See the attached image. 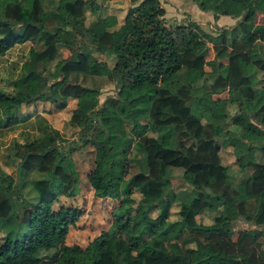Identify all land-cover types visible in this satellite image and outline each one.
Returning a JSON list of instances; mask_svg holds the SVG:
<instances>
[{
  "label": "trees",
  "instance_id": "1",
  "mask_svg": "<svg viewBox=\"0 0 264 264\" xmlns=\"http://www.w3.org/2000/svg\"><path fill=\"white\" fill-rule=\"evenodd\" d=\"M220 1L198 0V6L214 17L241 19L207 38L213 60L206 58L208 45L197 28L166 22L160 0H127L119 26L114 27V14L95 21V49L114 57L112 67L78 49L50 70L47 64L59 46L76 42L87 0H57L48 8L52 0H0V55L17 43L38 45L29 49L14 90L0 87V107L46 100L63 109L75 99L68 122L88 132L82 143L93 144L103 133L106 145L94 148V166L86 176L91 197L128 206L137 202L134 212L113 209L110 226L85 246L66 243L70 225L89 211L85 204L81 209L60 200L82 192L70 157L74 148L63 149L53 135L47 141L16 140L10 161L18 179L3 177L0 166V264H264V91L257 87V75L264 72V23L256 21L264 0H232L225 9L218 8ZM220 57L225 60L216 61ZM88 77L115 82L116 93L100 103L99 87L85 83ZM223 91L227 96L202 105L205 93ZM232 103L238 111L230 123L257 142L248 150L250 173L236 183L221 161L218 141L230 133L226 112L218 110ZM129 126L144 133L135 137ZM172 136L176 144L165 145V137ZM134 147L141 153L134 159L139 170L127 178ZM174 167L183 169L190 189L179 192L178 218L170 219L172 202L165 196ZM207 208L218 213L210 223L198 222L196 215ZM240 216L262 231L242 229L233 239L226 225Z\"/></svg>",
  "mask_w": 264,
  "mask_h": 264
},
{
  "label": "rangeland",
  "instance_id": "2",
  "mask_svg": "<svg viewBox=\"0 0 264 264\" xmlns=\"http://www.w3.org/2000/svg\"><path fill=\"white\" fill-rule=\"evenodd\" d=\"M53 3L45 4V7H52L57 0H52ZM88 5L85 9L83 24L76 30V42L72 44H61L58 49L56 57L50 61L47 66L50 70L53 69L54 64L60 57H70L78 49H84L92 52L98 59L104 61L109 67L115 63L112 55L100 53L96 51V41L94 40L95 21L106 12L117 11L120 13L121 7H127V0L119 3L118 1L107 2L105 0H87ZM169 6L168 14L164 15L168 24L175 25L177 23L189 24L197 28L202 33V40L208 45V53L206 58L213 60L215 51L213 50V42L207 38L209 36L218 37L222 29L231 28L230 25H218L214 19V12L208 11L212 17L210 19L205 15L194 16V11L198 10L194 0H162ZM198 2V0H197ZM105 4L103 7L99 5ZM162 4V2H161ZM198 4V3H197ZM233 5L232 0H221L218 4L219 9L229 8ZM99 7V8H98ZM199 11V10H198ZM194 16V17H193ZM228 17V16H225ZM196 18L197 20H194ZM257 22L264 23V13L257 15ZM224 27V28H223ZM32 41H25L17 43L10 47L4 54L0 55V87L6 91L14 90L13 80L22 73V63L29 56V49L33 46ZM35 46H38L34 44ZM225 57H220L216 61L223 62ZM206 70L210 71V64L205 66ZM188 70L184 67L179 71L180 77L184 78ZM46 76V74H45ZM258 80L261 82L257 84L264 91V72H259L257 75ZM50 77H46V84L50 83ZM87 84L99 87V102L110 95L116 93V85L113 81H108L105 77H96L95 79L88 77L84 81ZM227 92L223 91L219 94L205 93L201 98V103L204 106H210L213 99L216 97H225ZM76 100L69 98L68 104L63 109L55 108L54 104L46 100H36L31 103L22 104L17 109L1 108L0 107V166L5 170L3 177H7L11 181L18 179L15 164L10 161L12 154L13 142L24 140H43L47 141L50 135L55 136L56 142L65 150L74 148L70 153L77 170L79 171L81 179L82 192L74 197L61 196L60 200L66 205H73L83 208L86 201H90V208L87 216L80 215L76 223L70 225L69 230L65 236V242L68 244L79 243L85 246L96 234L100 233L103 229H107L112 221V210L117 209L120 213L134 212L135 204L121 205L118 199L113 200H99L98 198L91 197L92 192L86 176L94 166V148L106 147L104 143L103 133L96 134V140L92 144L84 145L82 142L87 135L82 126H73L68 121L71 111L75 106ZM219 112H226L227 122L230 123V116L238 111L235 103L227 104L225 108L218 110ZM230 130L229 136H223L218 139L220 144V158L223 164L228 165L230 179L233 183L240 181L244 176L250 173L251 167L246 166L248 158L249 146H255L256 141L252 140L250 132L242 130L230 123L228 125ZM130 133L135 137L140 136L144 131L140 126L128 127ZM150 134H154L149 132ZM177 142L175 136L165 137L164 144L174 146ZM256 159L260 158L258 150H254ZM141 156V153L134 147L131 149L129 160V173L127 178L139 170L135 158ZM241 165V167H240ZM245 166V167H243ZM182 168H172L171 187L167 191L166 199L171 203L170 219L178 218L177 210L179 208L178 198L179 192L183 189H190V185L182 177ZM36 174V173H34ZM38 175V174H36ZM90 196V197H89ZM133 196L137 201L140 196L137 190H134ZM85 199V201H84ZM98 200V201H97ZM120 201V200H119ZM249 212L254 208V200L250 199L247 203ZM157 211H153L152 215H156ZM218 210L205 209L198 215L196 219L201 223H210L213 221L214 215ZM226 228L229 235L235 239L238 231L242 229L248 232H261L262 227L255 224L254 221L246 220L242 216L230 221ZM264 246V245H263Z\"/></svg>",
  "mask_w": 264,
  "mask_h": 264
},
{
  "label": "crops",
  "instance_id": "3",
  "mask_svg": "<svg viewBox=\"0 0 264 264\" xmlns=\"http://www.w3.org/2000/svg\"><path fill=\"white\" fill-rule=\"evenodd\" d=\"M105 1H107V2H114L115 0H105ZM122 1H124V0H119L118 2L119 3H121ZM195 1V6H196V8L199 10H195L194 11V16H200L201 17V15H205L206 17H208L209 19H210V17H212V15L208 12V11H211V10H203V9H201L199 6H198V2H197V0H194ZM160 2H162V6L164 7V9H165V14L164 15H167L168 14V8H169V6L167 5V3L166 2H163L162 0H160ZM87 3H88V1H87ZM88 5V4H87ZM105 4H101V5H99V7H103ZM98 7V8H99ZM219 7V6H218ZM118 9H120V15H119V13L117 12V11H109V12H106V15H111V14H114V15H116V17H117V23H116V25L114 26V27H117V26H119V24H121L122 22H123V20H124V17H125V15H126V12H127V7H121V8H118ZM103 16H105V15H103ZM193 16V17H194ZM225 16H228V17H225ZM101 17V16H100ZM165 17V16H164ZM165 19V18H164ZM194 20H197L196 18H193ZM214 19L216 20V23L218 24V25H226V26H229L230 25V27H233V26H235L237 23H238V21L241 19V15H233V14H222V13H219L216 17H214ZM83 24V22L78 26V28L81 26ZM77 28V29H78ZM224 28V27H223ZM99 199H102V198H100L99 197ZM85 211H87L89 208H90V201H86L85 202ZM90 205V206H89Z\"/></svg>",
  "mask_w": 264,
  "mask_h": 264
}]
</instances>
